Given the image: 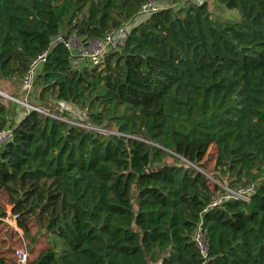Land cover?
Masks as SVG:
<instances>
[{
  "label": "trees",
  "instance_id": "1",
  "mask_svg": "<svg viewBox=\"0 0 264 264\" xmlns=\"http://www.w3.org/2000/svg\"><path fill=\"white\" fill-rule=\"evenodd\" d=\"M145 1L0 0V79L24 77L45 52L38 96L73 103L96 127L59 108L63 118L27 107L11 122L0 98V129L12 127L0 146V235L9 207L36 250L25 264H264V0H217L236 19L207 0L162 6L100 65L74 63L65 37L102 36ZM209 147L222 180L257 183L248 201L204 210L217 184L194 165ZM200 218L206 258L193 240ZM0 264H17L14 252L0 247Z\"/></svg>",
  "mask_w": 264,
  "mask_h": 264
},
{
  "label": "built area",
  "instance_id": "2",
  "mask_svg": "<svg viewBox=\"0 0 264 264\" xmlns=\"http://www.w3.org/2000/svg\"><path fill=\"white\" fill-rule=\"evenodd\" d=\"M161 6H159L157 0H147L142 3L139 11L135 14L132 18L128 19L124 22L121 26L110 29L102 36L89 38L82 40L80 39L75 33L69 34L68 37H65L64 44L68 47L71 51H73L78 57L82 59H86L87 62L92 65H100L103 60V56L111 49L121 45L124 43L126 36L128 35L131 27L141 20L147 18L151 13L159 10ZM138 19V20H137ZM137 20V21H136ZM128 27V28H127ZM56 39H60V36H57ZM45 54L42 52L37 57H35L29 64V67L23 77V86L26 89H29L33 83V74H34V67L39 62L40 58ZM0 98L2 100H11V101H18V103L23 104L29 108L36 109L41 112H45L47 114L53 115L55 117L62 118L61 116L55 115L50 113L49 111L43 110L42 108L33 105L27 102L24 99L17 98L0 87ZM70 122L86 126L88 128H96L88 123L83 121H75L69 120ZM12 137V127L7 125L0 129V146L7 140ZM193 164V163H192ZM194 165V164H193ZM196 168L203 171L200 167L194 165ZM206 176L211 179L213 182L217 184V188L215 189L214 193L210 196L208 203L204 210L212 207H220L223 203L230 199H238L243 201H248L251 197V194L256 190L257 183L256 182H248L245 184H229L225 181H220L219 179H215L208 173H205ZM16 217L17 214H12L9 210V207L6 210L5 220L7 219L12 226L19 230L16 225ZM3 218V219H4ZM6 220V221H7ZM193 240L195 242L196 249L198 254L202 258H206L208 255V243L205 237V229L202 224V218H200L196 224V227L193 232ZM14 258L17 264H25L28 259V251L25 246L17 248L14 250ZM147 264H164L161 259H158L153 262H149Z\"/></svg>",
  "mask_w": 264,
  "mask_h": 264
},
{
  "label": "rangeland",
  "instance_id": "3",
  "mask_svg": "<svg viewBox=\"0 0 264 264\" xmlns=\"http://www.w3.org/2000/svg\"><path fill=\"white\" fill-rule=\"evenodd\" d=\"M159 6H166V5H180V4H186V3H198L201 2L202 0H157ZM209 2V7L211 9H214V16L219 17L220 19H236L238 18V11L236 8L231 7L229 5H226L224 3H220L219 5L217 4V0H207ZM218 5V7H217ZM138 20V19H137ZM136 20V21H137ZM128 28V27H127ZM75 61L74 63L77 64V66H82L85 64H88L86 59H82L80 57H75L73 59ZM0 87L5 90L7 93L19 97L21 99L26 100L27 102H30L31 104H35L36 106L42 108L43 110L46 111H51L50 113L55 114L54 111L59 108L60 111H68L70 113V116H63V114L58 112V116H63L67 117L68 120H75V121H80L85 117V110L82 108H79L78 106L74 105L73 103H65V102H60L58 104L54 98L48 95H43V96H38V85L37 83L33 84L29 89H26L23 86V77L22 76H16L11 79H0ZM45 98L42 105L39 104L38 101H40V98ZM48 100V102H47ZM7 106H8V111L10 115H16V114H21L23 113L26 109L27 106L18 103V101H11V100H3ZM16 109V110H14ZM57 115V114H55ZM62 117V118H63ZM14 121V118L12 117L11 122ZM212 147H209L206 154L204 155L203 159L201 160L202 166L200 167L205 173H208L215 179H219L220 181H225L221 179V173L218 169L214 168V164L212 159L208 160L209 158V153H211ZM169 160H171L169 158ZM8 208V207H7ZM7 220V219H6ZM4 218V221L6 224L1 225V237H2V243L0 245L1 248H6L7 253L13 257V252L15 249L20 248L22 246L26 247L27 244V235L25 232L21 231L20 229H16L12 224L7 220L6 221ZM16 230L17 232H14L12 229ZM50 244H56L57 249L60 251L62 248L65 247V243L63 242L62 238L54 235L50 237L49 240ZM46 245V241L44 237H41L40 240L37 242L36 247L44 246ZM36 251V250H35ZM34 251V252H35ZM28 253L29 256L33 255Z\"/></svg>",
  "mask_w": 264,
  "mask_h": 264
},
{
  "label": "crops",
  "instance_id": "4",
  "mask_svg": "<svg viewBox=\"0 0 264 264\" xmlns=\"http://www.w3.org/2000/svg\"><path fill=\"white\" fill-rule=\"evenodd\" d=\"M1 81V80H0ZM58 104H60L59 103V100L58 101H56ZM60 102H62V101H60ZM66 103V102H65ZM24 113V112H23ZM22 115V113L21 114H17V115H14L13 117H14V119H15V121H17L19 118H20V116Z\"/></svg>",
  "mask_w": 264,
  "mask_h": 264
}]
</instances>
